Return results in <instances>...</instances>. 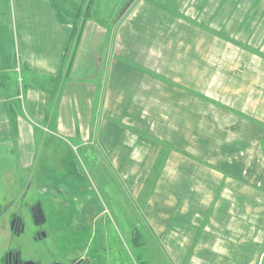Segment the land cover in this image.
Wrapping results in <instances>:
<instances>
[{
    "label": "crops",
    "instance_id": "1",
    "mask_svg": "<svg viewBox=\"0 0 264 264\" xmlns=\"http://www.w3.org/2000/svg\"><path fill=\"white\" fill-rule=\"evenodd\" d=\"M86 4L0 0V153L38 167L39 187L62 184L33 148L93 134L120 178L98 196L74 163L73 190L55 187L63 221L96 226L101 200L124 207L125 190L159 264H264V0H135L112 38ZM162 141L173 148L159 164Z\"/></svg>",
    "mask_w": 264,
    "mask_h": 264
},
{
    "label": "rangeland",
    "instance_id": "2",
    "mask_svg": "<svg viewBox=\"0 0 264 264\" xmlns=\"http://www.w3.org/2000/svg\"><path fill=\"white\" fill-rule=\"evenodd\" d=\"M84 1L87 2L86 5L89 9L94 8V18L90 21L101 24L102 27L108 30L109 38H112L114 26L129 11L135 0H96V3L93 0ZM110 44L111 42H108V45ZM175 61L179 62L184 67H191L193 63V56H185L184 59H182V56H175ZM67 81L68 78L66 79V82ZM183 89H185V91H190L191 94L195 95L189 88V90L186 87ZM98 104L97 100L96 106ZM94 119L97 121L96 118ZM172 123L173 121L171 120V124ZM192 123L195 125V120H192ZM160 124L167 125V121L162 119L160 120ZM98 129L99 128H97V130ZM126 130L135 133V131L128 128L124 122V131ZM136 133L142 139H148L151 141L155 139L153 136L146 133ZM43 137L45 141H38V143L44 144L35 146L31 152L32 155L36 157V161H45V173H47V167L52 166L48 168L52 174L65 175L67 179L71 181H64L62 184H43L39 187L40 184L36 183V173L38 167L31 166L29 169L22 168L19 166V162L16 156H13V153H11V158L7 157L5 153H0V264H3V256L6 251L12 250L16 247H24L29 250L33 249L31 247L35 243L32 241L34 234L33 230L26 235V238L17 240L12 236L10 226L15 217L22 218L26 226H35L32 223L31 208L38 202L42 203L48 214L47 216L45 215L46 218L48 217L47 226H60L59 224L64 222L65 225L68 226L66 233L72 237L73 243H75L78 238L80 240L79 235L82 233L80 231L81 225L78 223L80 222V219L74 214H67L64 216L65 220L63 221L61 217L57 215L60 213L58 211L57 204V193L59 191L55 190V187L57 186L64 188H68V186L71 187L66 189L64 192L73 190L74 184L80 179L72 180V176L77 175L75 171H73L75 169L72 166L74 163L76 164L79 173L86 177V179L82 177L87 183L86 185L88 186L90 181L92 184L91 186L94 187L98 196L102 195L104 197L102 194L104 184H106V190L112 191L113 187L111 184L115 183L120 178V173L117 170L118 168L107 157V152L102 149L100 142H98V144L92 143L91 139L93 138V134H91L90 140H85L87 145H79L81 140H78V135L76 140H70L73 144H66L59 138V136L47 135ZM88 138L89 137H87V139ZM161 147L162 150L159 154V158H161V160L159 164L164 163V160L170 153L169 151L173 148V146L167 141H162ZM130 153L136 156L139 154V152L135 149L131 150L129 154ZM146 154L148 153L146 152ZM92 155H94V159L95 156L98 157L97 162H93L90 159ZM41 156L42 158L40 159ZM62 163L65 164L64 167L58 166ZM157 169H159V167H156V170ZM167 185L168 184H164V186ZM178 185L180 186L181 184ZM46 186L49 187L48 191L45 190ZM154 186V183L148 184L146 190L144 191L143 198H147L151 195L154 190ZM160 190L161 189H158V192H160ZM121 192L122 191H117L119 196H122ZM65 195L68 194L65 193ZM70 196L73 198L72 195ZM127 197L130 196L124 190V207L119 204L110 207L106 199L101 200L104 205L106 203L105 213L107 214L102 215L101 218L96 221L98 225L100 224V226H98L95 222L96 226H94V229H104L106 226H112L115 229L116 235L122 244V246L121 244L117 246L124 247V255L128 257V264H159L156 259L159 251L156 245L155 236L153 235L151 226H149L145 220L146 214L142 211L143 206L140 205V202L138 203L135 201L140 210L138 211L136 208L134 209L128 202ZM161 200H167V195L162 196ZM179 209L181 210V208ZM69 210L74 211L71 207L66 211ZM159 211L167 212L169 211V207L162 204ZM91 225L93 224L90 223L89 218L88 226ZM28 238L31 240L29 239V241H27ZM71 243L72 241L70 244ZM113 248L117 247L113 246ZM40 251L43 255L48 256V252L42 246H38L33 251V254L35 256H39ZM181 264H186V258H184Z\"/></svg>",
    "mask_w": 264,
    "mask_h": 264
},
{
    "label": "flooded vegetation",
    "instance_id": "3",
    "mask_svg": "<svg viewBox=\"0 0 264 264\" xmlns=\"http://www.w3.org/2000/svg\"><path fill=\"white\" fill-rule=\"evenodd\" d=\"M42 207L44 210V206ZM47 224V222L43 226L24 224V226H18L16 231L17 226L12 229L11 222L10 232L14 238L17 240L26 238V235L33 230L32 241L35 243L31 246L33 249L30 250L16 247L6 251L3 264H128V257L124 255V247L117 246L121 243L112 226H106L104 229L80 226L82 228H80L82 232L79 235L80 240L78 238L73 243L72 237L66 233L68 226H47ZM38 246H42L48 252V256L43 255L41 251L39 256H35L33 251Z\"/></svg>",
    "mask_w": 264,
    "mask_h": 264
},
{
    "label": "water",
    "instance_id": "4",
    "mask_svg": "<svg viewBox=\"0 0 264 264\" xmlns=\"http://www.w3.org/2000/svg\"><path fill=\"white\" fill-rule=\"evenodd\" d=\"M31 216L35 226H43L47 222L41 203H37L31 208ZM15 226H17L16 231L18 230V226H24L20 218H16L12 221V229H14Z\"/></svg>",
    "mask_w": 264,
    "mask_h": 264
}]
</instances>
